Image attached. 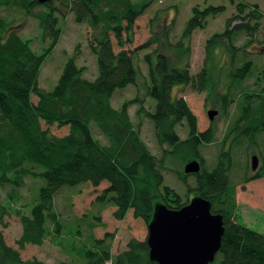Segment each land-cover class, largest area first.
I'll return each instance as SVG.
<instances>
[{
  "label": "trees",
  "instance_id": "trees-1",
  "mask_svg": "<svg viewBox=\"0 0 264 264\" xmlns=\"http://www.w3.org/2000/svg\"><path fill=\"white\" fill-rule=\"evenodd\" d=\"M66 1V7L69 3L73 5L78 22H90L96 29L102 19L106 23L101 36L91 44L99 72L93 80L84 77L85 68L78 66L72 56L52 90L39 86V76L41 66L61 35L56 8L51 6L40 11L44 16L40 23L44 37L50 35L52 38L50 47L42 54L32 49V42L25 40L12 22L0 16V188L10 187L16 192L25 185L28 176L46 182L40 186L30 214L21 216L23 231L16 241L17 248L7 242L1 228L8 208L4 206L0 192V264H48L38 258L24 259L21 250L28 244L42 245L48 236L49 222L52 232L61 237L62 224L54 200L67 185L89 183L98 188L106 182L107 187L98 195V202L113 204L116 207L114 216L119 220L124 219L131 208L147 222L152 219L157 203L181 208L189 199L183 201L176 191L164 185L162 168H166L165 159L170 154L179 155L181 150L200 159L201 142L207 141L208 137L214 138L211 132L199 133L195 114L187 102L174 93L177 85H195L198 76L205 83L208 75L205 71L192 75L189 68L173 67L164 54L158 53L155 59L150 53L144 56L151 80L148 93L156 105L153 110L139 107L137 111L138 115L145 114L154 123L158 141L162 144L168 142L171 147L163 149L162 158L154 154L143 139L141 124L137 126L133 121L130 106L124 104L115 108L112 104V97L118 89L136 83L139 69L130 49L116 52L110 33L115 34L120 46L131 43L135 22L148 3L139 5L133 0ZM240 2L236 7L238 13L227 20L225 32L215 34L209 46L220 42L232 46L236 32L246 31L247 36L252 37L258 31L263 17L258 4L243 15L246 5ZM39 5L38 0H0V8L26 13ZM225 9L224 5L195 6L185 32L192 34L196 28L204 27L208 18L216 17ZM239 18L244 21L233 24ZM125 32L128 34L126 40L123 39ZM233 49L237 50L234 45ZM33 96H37V102L32 100ZM184 121L189 126V136L182 140L176 128ZM42 122L68 126L69 133L64 136L51 134L42 127ZM92 123L107 138L106 144L94 136ZM262 129L264 131L263 124L259 131ZM222 157L226 159L214 170L202 168L201 172L190 175L195 177L194 187L186 180L189 174L180 175L189 192L195 191V195L210 200L212 212L224 216L221 249L211 264H264V233L240 222L236 187L230 178L231 152L223 153ZM153 189L161 199L158 202ZM16 196L17 192L10 198ZM103 243L104 240L98 241V245ZM82 252L81 261L74 264H159L150 259L146 240L131 239L127 249L117 254L108 247H85Z\"/></svg>",
  "mask_w": 264,
  "mask_h": 264
},
{
  "label": "rangeland",
  "instance_id": "rangeland-1",
  "mask_svg": "<svg viewBox=\"0 0 264 264\" xmlns=\"http://www.w3.org/2000/svg\"><path fill=\"white\" fill-rule=\"evenodd\" d=\"M133 1L139 5L148 3L143 14L135 22L133 41L120 46L115 34L110 35L116 52L121 49H130L133 52L139 75L135 84L118 89L114 93L111 100L113 106H130L133 121L137 126L141 124L143 139L150 150L162 158L163 149L171 147L168 142L162 144L158 141L151 119L145 114L137 113L139 107L153 110L156 105V101L148 93L151 80L144 56L150 53L155 59L158 53L164 54L171 66L189 68L192 75L205 71L208 75L205 83H202L198 76L199 81L195 85L189 83L174 88L177 97L183 98L195 114L199 133L211 132L210 135L214 136L213 140L208 137L207 141L201 138L204 141L201 140V158L198 159L201 165L204 164L202 168L212 171L226 159L222 154L231 152L230 178L236 187L239 220L246 226L264 233V131H259L262 124L264 125V0ZM38 2L39 7H35L30 13L1 7L0 16L12 22L19 34L32 42V49L42 54L50 47L52 38L50 35L44 37L40 24L44 16L40 11L51 6L56 8L57 26L61 29V35L58 44L41 66L39 86L52 90L72 56L76 58L78 66L85 68L84 77L95 79L99 70L97 56L91 44L96 43V38L105 30L104 19L96 29L90 22H78L73 5L69 3L66 7V0ZM239 2L246 5L243 15L248 14L253 5L258 4L263 16L258 31L252 37L247 36L246 31L236 32L232 37V46L225 42L209 46V41L215 34L225 32L227 20L238 13L236 7ZM208 5H224L226 9L216 17L208 18L204 27L196 28L192 34L186 33L185 28L193 14V8H204ZM241 21L244 19H236L233 24ZM127 36L125 32L123 39L126 40ZM233 45L237 50L233 49ZM32 100L37 102V96H33ZM209 109L219 111L214 120L208 116ZM93 124L94 136L102 144H106L107 138L99 133L97 126ZM42 127L58 136L69 133L68 126L42 122ZM176 130L182 140L188 138L189 126L186 121L178 125ZM191 154L187 150H181L180 156L170 154L164 162L166 168H162L164 185L176 191L183 201L190 200L195 195V191L189 192L187 184L180 179V175L186 174V163L191 158H196L190 157ZM254 155L260 157L256 170L251 162ZM186 180L191 187L196 185L195 177L188 175ZM45 183V180L39 177H26L25 185L16 191L18 196L14 199L10 198V195L16 193V189L0 188L2 201L8 208L1 228L10 245L18 247L16 241L23 231L21 216L30 214L33 203L39 196L40 186ZM106 184L105 182L98 188L89 183L64 186L54 200L55 210L60 215L62 224L61 237L52 232L49 222L48 236L43 244L26 245L21 250L22 257L38 258L48 264H74L81 261V250L85 247H108L113 254H117L127 249L131 239L147 241L148 223L151 219L147 222L131 208L126 217L119 220L114 216L116 207L113 204L98 202L97 197L107 187ZM154 193L157 202L160 201L157 196L159 194ZM101 240H104V243L98 245Z\"/></svg>",
  "mask_w": 264,
  "mask_h": 264
},
{
  "label": "water",
  "instance_id": "water-1",
  "mask_svg": "<svg viewBox=\"0 0 264 264\" xmlns=\"http://www.w3.org/2000/svg\"><path fill=\"white\" fill-rule=\"evenodd\" d=\"M218 113L210 109L208 116L214 120ZM251 162L256 170L260 164L258 155L252 156ZM201 169L198 158L190 159L184 167L186 174L199 173ZM148 228L149 257L159 264H210L221 248L225 232L224 216L213 213L211 201L201 195H194L176 209L157 203Z\"/></svg>",
  "mask_w": 264,
  "mask_h": 264
},
{
  "label": "bare ground",
  "instance_id": "bare-ground-1",
  "mask_svg": "<svg viewBox=\"0 0 264 264\" xmlns=\"http://www.w3.org/2000/svg\"><path fill=\"white\" fill-rule=\"evenodd\" d=\"M43 4H44V3H43ZM201 170H202V169H201ZM200 172H201V171H200ZM195 174H197V173H195ZM189 175H193V174H189ZM151 220H152V219H151ZM150 222H151V221H150ZM150 222H149V223H150ZM149 223H148V225H149ZM220 249H221V248H220ZM219 251H220V250H219ZM219 251H218V252H219ZM217 254H218V253H217ZM216 256H217V255H216ZM215 259H216V257H215ZM215 259H214V261H215ZM214 261H213V262H214ZM211 263H212V262H211ZM211 263H210V264H211Z\"/></svg>",
  "mask_w": 264,
  "mask_h": 264
},
{
  "label": "flooded vegetation",
  "instance_id": "flooded-vegetation-1",
  "mask_svg": "<svg viewBox=\"0 0 264 264\" xmlns=\"http://www.w3.org/2000/svg\"><path fill=\"white\" fill-rule=\"evenodd\" d=\"M209 110H210V109H209ZM209 110H208V111H209ZM259 161H260V157H259ZM202 166H203V163H202Z\"/></svg>",
  "mask_w": 264,
  "mask_h": 264
}]
</instances>
